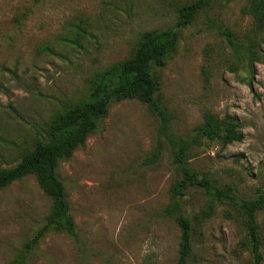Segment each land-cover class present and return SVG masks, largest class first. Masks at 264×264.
Segmentation results:
<instances>
[{"label": "rangeland", "instance_id": "obj_1", "mask_svg": "<svg viewBox=\"0 0 264 264\" xmlns=\"http://www.w3.org/2000/svg\"><path fill=\"white\" fill-rule=\"evenodd\" d=\"M195 1L0 0V166L14 167L58 116L88 98L100 72L128 58L144 33L176 25ZM249 2L211 0L154 68L171 136L192 143L191 167L233 190L224 202L190 190L188 215L210 216L196 224L189 264H255L241 206L264 193V32ZM80 19L90 34L73 29ZM68 21L78 46L59 41ZM206 113L238 123L244 140H195ZM155 148L162 155L152 164ZM174 151L146 104L114 103L57 168L79 238L52 229L26 253L52 211L30 175L0 190V264H176L182 229L163 216L177 182ZM257 223L264 257V210Z\"/></svg>", "mask_w": 264, "mask_h": 264}, {"label": "trees", "instance_id": "obj_2", "mask_svg": "<svg viewBox=\"0 0 264 264\" xmlns=\"http://www.w3.org/2000/svg\"><path fill=\"white\" fill-rule=\"evenodd\" d=\"M210 1L196 0L184 7L180 20L173 27L144 33L132 54L100 72L93 82L88 98L58 116L56 121L45 129L42 140L37 141L14 167L0 166V190L15 181L33 175L52 200V211L45 225L27 245V254L52 229L63 231L73 239L79 238L75 220L66 200L65 186L57 176L59 162L72 157L79 147L85 145L90 135L99 129L101 121L108 115L114 103L137 99L146 104L150 112L159 120L162 136L168 138L175 149L177 182L172 191V201L163 210V216L175 219L182 229L179 259L176 264H189L194 254L192 237L196 224L210 216V212H204L202 216L188 215L184 201L190 190L193 187L200 188L212 200L219 202L230 199L233 190L231 187L221 189L215 186L207 176L201 177L200 173L191 167L189 155L192 143L185 140L176 141L171 136V116L160 97L161 86L154 68L162 65L167 54L175 50L179 30L190 25L194 17ZM246 10L264 32V0H250ZM13 22L17 27H21L23 19L16 17ZM87 25L88 21L80 19L75 21L72 27L78 34L87 35L90 34ZM65 29L67 33L61 35L59 41L78 46V42L70 39V21L67 22ZM43 50L50 54L56 53L48 46ZM239 128L240 125L234 121L223 122L214 114L206 113L204 124L196 129L195 140L207 139L220 142L224 146L231 145L244 140V134ZM161 155L162 150L155 148L149 156L150 162L156 164ZM241 210L245 215L255 264H261L264 257L260 251L261 238L257 212L264 210V193L254 200L245 201Z\"/></svg>", "mask_w": 264, "mask_h": 264}]
</instances>
